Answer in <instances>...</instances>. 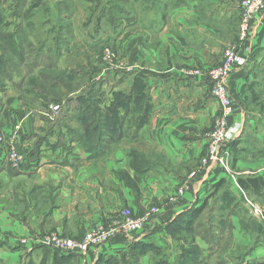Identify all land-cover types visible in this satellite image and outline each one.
Returning <instances> with one entry per match:
<instances>
[{
  "label": "crops",
  "instance_id": "1",
  "mask_svg": "<svg viewBox=\"0 0 264 264\" xmlns=\"http://www.w3.org/2000/svg\"><path fill=\"white\" fill-rule=\"evenodd\" d=\"M118 1L126 14L114 44L123 62L97 72L106 96L72 98L71 106L64 99L65 109L50 117L47 90L26 97L32 86L14 79L0 91V264H21L27 253L39 258L45 247L31 240L36 235L53 230L80 239L126 207L137 215L156 210L141 229L72 253L66 264H100L137 241L148 244L138 264H264V216L250 210L255 204L264 215V205L237 182L242 175L264 176V9L239 42L241 0H152L150 7L135 0L138 14H128L125 0ZM50 2L39 6L52 10L63 0ZM0 5L10 10L16 3ZM231 44L246 59L227 77L228 124L238 133L227 142L224 159L203 168L219 105L208 78L194 71L220 63ZM82 57L69 48L54 68L78 71L72 77L82 79L89 65ZM111 89L125 96L112 98ZM57 90L66 95L61 84ZM9 139L23 155L19 167L6 157ZM181 184L184 192L177 195Z\"/></svg>",
  "mask_w": 264,
  "mask_h": 264
},
{
  "label": "rangeland",
  "instance_id": "2",
  "mask_svg": "<svg viewBox=\"0 0 264 264\" xmlns=\"http://www.w3.org/2000/svg\"><path fill=\"white\" fill-rule=\"evenodd\" d=\"M26 1L28 2V0ZM87 1H90V3H87ZM134 2L135 0H125L123 1V3H121V6H123L125 3L126 11L128 14H133L134 11L138 14V12H141V10L135 9ZM151 2L152 0H141V1L139 0V4L147 5L149 7H150ZM47 3H51L50 0H44V3L42 4L47 5ZM63 3L53 6V8H51L52 10L50 9L45 10V8H42L41 6H37L33 10H29L26 13H24L25 10H23L22 8H18L17 10L16 8L15 9L13 8V10H16L19 13V15H17L18 13L16 11H12L11 9L7 10L6 6L2 7V9L4 8V10L0 9V13L4 14L7 21H9V25H7L9 26L8 28H6V26L0 27V39H2V37L5 36V32H6L5 30L12 31V33H14V38H18L17 37L18 34H15L16 31L14 29L16 28L19 29L17 30V32L19 33L20 39H16L14 41L16 43L21 44L23 48L24 56L27 57L19 64L17 61H12V59H10L13 64H18V65H16V67L12 68L11 70L7 71L8 74L5 73L6 75L5 74L0 75V80L2 78H5V76H7L4 81L6 83L11 82L14 79L17 80L18 77L23 72L26 73L30 69L32 70L34 69V71H38L40 67L43 68V66L48 65L51 62L55 66V63L58 60V56L62 52L67 51V49L69 48L75 51L80 50L83 53V57L81 60L86 61V62L88 61L87 64L95 67L96 73L93 75L92 81L102 80L103 76L97 75L98 74L97 72H99L101 69L107 70V69H113V68L118 69L119 68L118 66H120V63H122L123 60L117 53L118 51L117 45L114 44L115 41L117 42V39L116 40L114 39L117 37L120 31V23H121L120 16L122 13L123 15L126 14L125 11L123 12L120 11L119 8H121V10L123 9L122 7H119L120 2L118 0L116 2L113 0H63ZM70 3L72 4L77 3L80 7H82V9L72 10ZM5 9L7 11H5ZM57 13L60 14L63 20L58 21L59 19L57 18ZM105 15H108L110 20L108 17H105ZM8 18H11V19H8ZM26 18L27 19H34V18L44 19L52 23L55 21L54 22L55 24L38 25L36 23L26 22L25 20ZM12 19L16 21L15 24H13ZM74 30L78 31V34L80 35L82 34V36H79V37L83 39L84 42H81L79 39L76 38V34H74ZM67 32H70V33H67ZM1 47H7L5 42H2V40H0V48ZM106 50H109L112 52L111 62L114 63V66H112L111 68L108 67L109 61L104 59ZM0 52L2 51L0 50ZM29 60H32L33 63L29 62ZM54 66L51 69H55ZM211 68L207 69V71L210 70ZM115 69L114 71H118ZM47 70L48 71L46 73H49L50 76L57 75L55 70H50V69H47ZM35 74H36L37 84L42 85V87H44V89H47L48 93L51 94L49 98H53V96L57 97L55 98V100L54 99L50 100L51 102L48 100L47 102L59 104L60 109L62 107L65 109L66 107V105L63 103V101L66 100V96H68L69 93L72 91H73L72 93L77 92L75 90L81 91V89L83 88V87L81 88V86L87 82V78H82V79L77 78V77L72 78L71 75L64 74L62 78L64 80L59 82V85L57 87L48 86V84L50 85V82L43 80L40 77L39 72L31 74V77H35ZM99 76H102V77L98 79L97 77ZM66 80L71 81V84L69 85L68 88H66ZM60 84L62 85V89H64L66 95L59 96L57 89L60 88ZM34 91L35 90L27 93L29 94V96H26V97L35 98L33 93H35L36 91L35 92ZM102 91H104L103 88H102ZM112 91H114V89H111V94H112ZM140 93L142 92L140 91ZM210 94H211V91H210ZM90 99H94V98H90ZM94 108L97 110V113L102 112L101 108L98 105H94ZM214 120L215 119H213L212 127L214 125ZM208 133H207V140H208ZM229 140L230 139L225 141L222 149L223 148L225 150L227 149L226 148L228 145L227 142ZM228 152H229L228 150L223 151L222 158L219 161L209 163L207 166L217 164L218 162L224 159V157L227 155ZM207 166H203V168ZM249 204L251 205V202ZM260 204L262 203L260 202ZM134 215L137 216L136 213H134ZM262 216L264 215L261 210V215H259V217H262ZM42 235H39L38 237L36 235V237L31 240H34L35 242H37L38 238H40ZM19 239L20 241H23V243L25 242L28 243L29 241L26 238H19Z\"/></svg>",
  "mask_w": 264,
  "mask_h": 264
},
{
  "label": "built area",
  "instance_id": "3",
  "mask_svg": "<svg viewBox=\"0 0 264 264\" xmlns=\"http://www.w3.org/2000/svg\"><path fill=\"white\" fill-rule=\"evenodd\" d=\"M264 9V0H241L240 2V22L238 27V40L243 41L248 37L252 21L255 15ZM112 52L106 50L104 59L108 60V67L114 66L111 62ZM246 59L238 52L235 45H227L222 53V60L218 65L201 73L210 82V91L219 105V110L214 117V125L208 133L206 153L200 159V166H207L209 163L217 162L222 158V149L226 140L238 133L237 126L228 124V117L233 111L232 101L228 92L227 77L236 68L245 65ZM60 110L59 104L50 103L47 115L54 117ZM3 138L0 134V142ZM6 157L12 166L19 167L23 163V155L17 147L14 139H9L6 146ZM186 185H180L176 194H182ZM155 208L146 210L143 214L134 215L133 211L126 207L119 211V218L108 222L100 223L88 229L80 239L64 237L56 231H49L38 238L37 242L43 247H52L66 253H84L90 247L97 246L113 238L118 233H127L141 229L155 213ZM250 210L253 215H261L259 206L252 204ZM23 242V241H22Z\"/></svg>",
  "mask_w": 264,
  "mask_h": 264
},
{
  "label": "trees",
  "instance_id": "4",
  "mask_svg": "<svg viewBox=\"0 0 264 264\" xmlns=\"http://www.w3.org/2000/svg\"><path fill=\"white\" fill-rule=\"evenodd\" d=\"M14 2L16 3V5L13 8L14 9L16 8L17 10L18 8L22 7L23 3L26 2V0H14ZM28 2H29L28 9H26L24 13H26L29 10H33L35 7L43 3L44 0H28ZM13 8H11V10L16 11V10H13ZM0 9H2L1 5H0ZM17 15H19V13ZM57 18H58V14H57ZM7 25H9V22L5 18V15L1 14L0 15V27L6 26V28H8L9 26ZM14 30L16 31L15 34H18L17 35L18 38H14V33H12V31L5 30L6 31L5 36L2 37V39H0L2 40V42H5V44L7 45V47L0 48V50L2 51L0 52V75L5 74V73L8 74L7 71L16 67V65H18L20 62H22L24 59L27 58L24 56V52H23V48L21 44L16 43L14 41L16 39H20L19 33L17 32V30L19 29L16 28ZM10 59H12V61H17L18 64H13ZM29 62L33 63L32 60H29ZM53 66L54 64L51 62L48 65L43 66V68L41 67L38 71H34V69L33 70L30 69L26 73L23 72L18 77V79L20 80L24 79L28 81L29 84L32 86L33 90H35L36 92L45 94L47 89H44L42 85L37 84L36 74H35V77H31V74L39 72V75L43 80L50 82V85L47 83L48 86L57 87L58 79L60 82L64 80L62 79L64 74H69L73 76L78 73V71H74V70L58 71L56 70V68L51 69ZM82 68L83 67H80V70ZM47 69L55 70L57 75L50 76L49 73H46L48 71ZM95 73H96V70L94 66L88 65L86 67L84 75L82 76V78H87V82L85 83L86 87L84 88L83 91H80L79 93L75 95L66 96V99H70L67 101L69 106H71V103L74 100L72 98L79 100L81 98H102L103 96H105V93L104 91H102V88H101L102 87L101 84H103V79L99 81H92V77ZM6 77L7 76H5V78ZM5 78H2L0 80V91L3 90L5 87V84H6V82H4ZM70 84H71V81L66 80V88H68ZM57 92L59 93L60 90H58ZM141 92H142L141 95L144 96V85L141 86ZM122 96H125V93L123 91L121 90L112 91V94H111L112 98H119ZM55 97L56 96H53V98H49V99L47 98V101L48 100L50 101L53 99L55 100ZM100 114H102V112H100ZM146 115H147V112H146ZM145 117L146 116L144 115L143 121H145L146 119ZM237 182H238V185L246 191V193H248L249 195H253V197L256 200H258L259 202L262 203V205H264V176L263 175H255V174L242 175L237 178ZM147 250H148L147 243H143L142 241L133 242V243H130V245L125 251H120L117 254L106 255L102 257L100 259V264H138L139 259L144 255V253ZM71 254L72 253H66V252H63L59 249H55L52 247H45V250L43 251L42 255L39 258H35L33 257L32 254L27 253L23 257L21 264H66L68 259L72 257Z\"/></svg>",
  "mask_w": 264,
  "mask_h": 264
}]
</instances>
